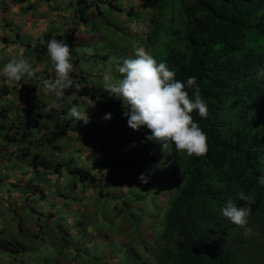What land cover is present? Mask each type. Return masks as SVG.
Instances as JSON below:
<instances>
[{"label":"rangeland","instance_id":"374dc122","mask_svg":"<svg viewBox=\"0 0 264 264\" xmlns=\"http://www.w3.org/2000/svg\"><path fill=\"white\" fill-rule=\"evenodd\" d=\"M109 1L101 0L102 13L95 10L90 22L75 30L77 46L71 56L79 61L88 84L108 100L107 107L67 97L57 100L46 93L42 80L47 75L55 77L49 71L47 51H40L37 59H32L33 53L25 57L36 76L29 83L20 81L25 92L20 101L15 93L13 99H0V243L18 244L17 251H0V264H150L153 258L142 246L153 239L152 219L164 215L158 205L168 198L164 190H168L171 145L164 152L160 144L146 139L150 135L146 127L130 128L122 99L102 86L105 71L122 78L117 69L124 59L135 58V47L153 56L141 38L150 11L135 0H111L121 10L117 11ZM131 6L135 12L127 15ZM59 29L63 35L69 31V27ZM73 70H78L76 64ZM53 103L63 107L65 113L57 119L69 120L71 130L49 143L53 122L47 113L59 110L50 107ZM73 106L89 114L87 135L78 137L77 123L84 122L68 117ZM106 113L112 114L111 119L103 118ZM8 145L12 148L7 149ZM111 168L110 194L98 199L96 189L82 185L79 172L73 171L87 170L104 181ZM141 173L148 177L147 183L139 179ZM125 199L130 202L122 203ZM244 230H231L223 240L234 255L222 264H264V235L257 236L252 229V235L245 236Z\"/></svg>","mask_w":264,"mask_h":264},{"label":"trees","instance_id":"16d2710c","mask_svg":"<svg viewBox=\"0 0 264 264\" xmlns=\"http://www.w3.org/2000/svg\"><path fill=\"white\" fill-rule=\"evenodd\" d=\"M99 3L101 0H74L75 17L88 24L91 13L95 10L102 13ZM142 3L150 11L142 40L153 50L158 63L166 62L175 71L176 79L185 83V90L193 99L194 90L186 82L189 77L197 78L201 98L208 108L206 118L196 111L192 113L206 133L208 151L203 156H189L171 145L168 190H164L168 198L165 196L166 200L158 205L160 210L164 208V215L159 213L152 219L149 229L153 239L142 248L152 255L150 264L226 263L234 253L223 246L227 245L224 241L231 230L240 226L223 217L221 209L228 200L244 206L238 192L255 200L247 220L257 236L264 235V186L258 183V177L264 174V78L257 75L264 70V0H142ZM109 4L121 11L111 0ZM134 12L133 6L126 11L127 15ZM52 38L67 43L73 55L77 42L72 28L64 35L45 34L43 43H39L42 46L29 51L39 56L40 51H47ZM71 75L79 86L66 89L62 100L75 94L88 98L97 107H107L108 100L100 96L94 85L88 84L82 72L76 74L73 70ZM57 112L47 113L53 122L49 143L71 130L69 120L57 119L64 110ZM90 127L78 122V137L87 135ZM73 171L79 172L82 185L96 189V199L110 194L114 182L112 168L104 181L87 170ZM127 202L130 201L122 200ZM17 245L3 240L0 251H17Z\"/></svg>","mask_w":264,"mask_h":264},{"label":"clouds","instance_id":"9594fccd","mask_svg":"<svg viewBox=\"0 0 264 264\" xmlns=\"http://www.w3.org/2000/svg\"><path fill=\"white\" fill-rule=\"evenodd\" d=\"M47 51L51 63L49 71H54L55 78L45 80L43 88L57 100H62L66 89L79 86L71 75L73 63L70 46L52 38L47 43ZM134 53L135 58L124 59L117 69L122 78H117L111 71L102 73L103 89L123 101V116L127 117V125L133 130L146 127L150 132L146 139L160 144L164 152L170 145H174L177 152H185L189 156L205 155L208 151L207 136L192 116L194 111L202 118L208 114L197 78L189 77L186 82L187 87L194 90L193 99L185 90V83L176 79L175 71L166 62L158 63L143 47H135ZM257 75L264 78V70ZM0 76L4 78L5 85L11 86L13 82L20 83L22 79L29 83L35 78L36 70L27 58L13 57L4 65ZM50 107L59 109L60 104L53 103ZM111 116V113H106L103 118L111 119ZM68 117L76 122L82 120L85 124L90 121L86 110L81 111L76 106L70 108ZM139 179L148 182V177L143 173ZM258 183L264 186V174L258 177ZM237 197L245 202L244 206H237L228 200L221 214L233 224L244 227V235L250 236L252 229L246 225L255 200L242 191L237 193Z\"/></svg>","mask_w":264,"mask_h":264},{"label":"crops","instance_id":"0c3cea01","mask_svg":"<svg viewBox=\"0 0 264 264\" xmlns=\"http://www.w3.org/2000/svg\"><path fill=\"white\" fill-rule=\"evenodd\" d=\"M135 1L142 3V0ZM83 25L75 17L73 0H25L21 3L15 0H0V71L11 58L20 56L25 58L31 55L32 52L29 50H32L34 46L40 47L39 43L45 34L62 35L60 26L62 29L66 30V27H69L75 31L78 27L81 29ZM73 51L75 54V49ZM35 55L36 52H33L32 59H37ZM76 61L78 73L76 71L75 73L80 74L83 71L78 67L79 61ZM54 78L47 75L42 82ZM13 93L16 94V100L19 102L25 92L20 89L19 83L13 82L11 86L5 85L4 78L0 76V99H13ZM67 99L88 100L91 103L88 98L78 97L75 94L68 96ZM25 105L29 110L34 109L32 104ZM3 116L6 117L7 114ZM10 138L15 139V136L11 135ZM6 148L12 147L8 145ZM82 149L83 145H81Z\"/></svg>","mask_w":264,"mask_h":264}]
</instances>
